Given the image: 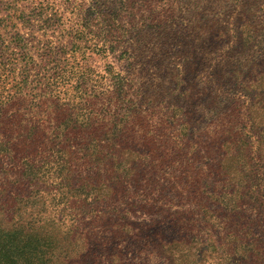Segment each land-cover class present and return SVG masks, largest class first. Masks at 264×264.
I'll list each match as a JSON object with an SVG mask.
<instances>
[{
	"label": "trees",
	"instance_id": "1",
	"mask_svg": "<svg viewBox=\"0 0 264 264\" xmlns=\"http://www.w3.org/2000/svg\"><path fill=\"white\" fill-rule=\"evenodd\" d=\"M66 6L0 45V264H264V0Z\"/></svg>",
	"mask_w": 264,
	"mask_h": 264
},
{
	"label": "rangeland",
	"instance_id": "2",
	"mask_svg": "<svg viewBox=\"0 0 264 264\" xmlns=\"http://www.w3.org/2000/svg\"><path fill=\"white\" fill-rule=\"evenodd\" d=\"M74 3L88 2L89 0H72ZM67 0H0V18L10 17L11 26L9 28L0 27V45L5 51L13 47L12 52H16L15 59L4 58L5 63H16L17 71H20V56L16 44L18 40L13 39L17 32L24 41L26 47L31 49L34 59L38 65H43L47 61L45 57V47L50 45L52 50L48 53V61L58 59V43H66V39L61 37L63 31L67 30L68 21L72 20L78 13L77 6H66ZM81 13H83L81 11ZM16 47V49H15ZM88 64L98 73H103L105 66L112 60H103L89 51H85ZM89 57V58H88ZM119 65H117L118 67ZM44 67L50 68V64Z\"/></svg>",
	"mask_w": 264,
	"mask_h": 264
}]
</instances>
